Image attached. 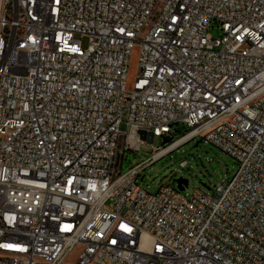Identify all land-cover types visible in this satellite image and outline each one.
I'll return each mask as SVG.
<instances>
[{
    "label": "built area",
    "instance_id": "obj_1",
    "mask_svg": "<svg viewBox=\"0 0 264 264\" xmlns=\"http://www.w3.org/2000/svg\"><path fill=\"white\" fill-rule=\"evenodd\" d=\"M196 136L232 176L141 186ZM0 264H264V0H0Z\"/></svg>",
    "mask_w": 264,
    "mask_h": 264
},
{
    "label": "rangeland",
    "instance_id": "obj_2",
    "mask_svg": "<svg viewBox=\"0 0 264 264\" xmlns=\"http://www.w3.org/2000/svg\"><path fill=\"white\" fill-rule=\"evenodd\" d=\"M209 32L214 38L219 36L217 27L211 28ZM87 40L83 39L86 44ZM139 52L135 49L131 55L128 85L139 73L138 66ZM179 135L185 132V128L180 125L176 126ZM198 144L196 145V143ZM152 144L155 146L162 145V138L156 137L152 143L142 145V150L137 152H126L122 165V172H126L130 167L142 162L151 155ZM187 161V167H181L179 162ZM236 160L212 143L206 142L201 136L183 143L171 153L164 155L153 163L148 164L142 169L139 183L142 187L151 192L157 190L158 183H175L177 178H184L188 185L182 191L183 194H190L194 187L214 186L224 176H232L237 170ZM81 246L75 247L67 263L75 261L81 253Z\"/></svg>",
    "mask_w": 264,
    "mask_h": 264
},
{
    "label": "water",
    "instance_id": "obj_3",
    "mask_svg": "<svg viewBox=\"0 0 264 264\" xmlns=\"http://www.w3.org/2000/svg\"><path fill=\"white\" fill-rule=\"evenodd\" d=\"M163 144H168L169 143V140L167 139H163L162 140ZM198 144V142L196 143V145ZM175 182L177 183V187L179 188V190H183L185 186L188 185V181L182 177L180 178H177L175 180Z\"/></svg>",
    "mask_w": 264,
    "mask_h": 264
},
{
    "label": "bare ground",
    "instance_id": "obj_4",
    "mask_svg": "<svg viewBox=\"0 0 264 264\" xmlns=\"http://www.w3.org/2000/svg\"><path fill=\"white\" fill-rule=\"evenodd\" d=\"M181 141L175 143L173 146H171V149H174V147H176Z\"/></svg>",
    "mask_w": 264,
    "mask_h": 264
},
{
    "label": "trees",
    "instance_id": "obj_5",
    "mask_svg": "<svg viewBox=\"0 0 264 264\" xmlns=\"http://www.w3.org/2000/svg\"><path fill=\"white\" fill-rule=\"evenodd\" d=\"M184 133H185V132H184ZM184 133H183V134H184ZM183 134H181V135H183ZM181 135H178V137H180Z\"/></svg>",
    "mask_w": 264,
    "mask_h": 264
}]
</instances>
